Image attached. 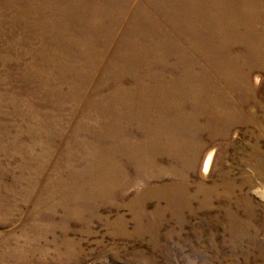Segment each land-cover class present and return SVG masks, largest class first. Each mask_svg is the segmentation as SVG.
I'll list each match as a JSON object with an SVG mask.
<instances>
[{
  "label": "rangeland",
  "instance_id": "rangeland-1",
  "mask_svg": "<svg viewBox=\"0 0 264 264\" xmlns=\"http://www.w3.org/2000/svg\"><path fill=\"white\" fill-rule=\"evenodd\" d=\"M185 24L168 25L170 39L186 36L178 33ZM5 31L0 27V264H264V116L258 106L264 74L252 75L259 76L256 84L252 79L254 97L228 98L241 122L202 134L195 163L169 162L173 175L126 166L123 188L110 192L108 201H78L73 215L57 197L87 161L68 168L75 153L67 145L72 150L78 142L68 123L83 117L92 83L75 93L60 111L64 120L46 133L51 125L38 115L49 111L53 121L59 115L35 95L51 83L43 75L52 64L36 57L37 44L6 41ZM71 62L62 65L74 70ZM107 64L101 57L79 72L99 82ZM82 124L91 125L92 117ZM161 187H178L179 193L171 198Z\"/></svg>",
  "mask_w": 264,
  "mask_h": 264
},
{
  "label": "bare ground",
  "instance_id": "bare-ground-1",
  "mask_svg": "<svg viewBox=\"0 0 264 264\" xmlns=\"http://www.w3.org/2000/svg\"><path fill=\"white\" fill-rule=\"evenodd\" d=\"M174 22L186 23L178 31L182 39H170ZM2 26L6 41L37 44L36 57L52 64L43 75L51 83L35 95L59 115L55 121L49 111L38 115L51 125L46 133L64 120L60 111L75 93L92 83L83 117L67 130L78 140L72 150L67 145L75 153L68 168L87 161L57 197L73 215L78 201H108L123 188L127 167L173 175L169 162L195 163L201 135L241 122L229 99L254 97L252 79L256 84L259 76L252 75L264 74V0H0ZM101 57L108 61L101 81L79 72ZM63 60L75 62L74 70ZM258 106L264 116V103ZM87 114L92 124L83 126ZM159 190L171 198L179 193L178 187Z\"/></svg>",
  "mask_w": 264,
  "mask_h": 264
}]
</instances>
